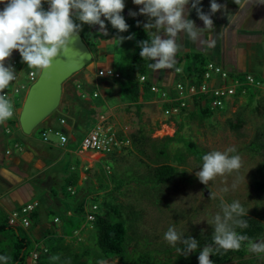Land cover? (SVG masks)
Wrapping results in <instances>:
<instances>
[{
  "label": "rangeland",
  "instance_id": "1",
  "mask_svg": "<svg viewBox=\"0 0 264 264\" xmlns=\"http://www.w3.org/2000/svg\"><path fill=\"white\" fill-rule=\"evenodd\" d=\"M124 1L134 11L139 12V5L134 4L133 0ZM228 1L235 2V0ZM191 2L192 0H189L188 5ZM216 2L218 3L217 0ZM146 17L144 15L142 19H146ZM252 17L248 15L247 18L252 19ZM148 35L151 37L149 33ZM180 44L182 47L178 51V55L201 51L200 48H189L183 41ZM132 45L135 46L134 40ZM177 54L176 65L180 63V57ZM247 55L241 53L239 56L241 65L244 66L243 69L256 72L257 69L251 64L254 61L253 56ZM188 60H191V58ZM120 61L118 66L122 76L112 80V84L122 92L126 88L129 77L131 58L123 56ZM151 62L152 60L148 63ZM29 69L27 63H25L24 70L21 71L22 78L19 79V84H24L25 88L15 96L16 114L4 123L7 130L12 131L14 128L11 121L17 120L18 111H20L28 88L32 84L27 78ZM36 72L38 76L40 69H36ZM263 74L257 75L261 77ZM174 75L175 77L171 81L172 87L179 78L175 72ZM155 82L158 86L162 84L161 79H156ZM147 107L151 108V106L145 105L144 111L138 110L140 116L126 114L128 118H124L126 124L131 122L132 130L134 128L141 130H137L138 136H142L144 139L140 145L141 149L139 145L133 143L131 151H128L123 158H119L114 163L109 161L111 173L107 174L115 178L112 193L103 192L98 196L92 195L96 191H105V183L110 178L106 177L101 168L98 172L92 174L97 182L90 186L92 192L89 195L87 192L82 191V187H78V192L74 195H68L69 192L66 190V184L63 181L59 184L60 186L55 187L58 197L62 200V206L53 205L51 201L44 199V193L40 188L36 190L34 198L40 201V206L37 200H33L38 203L34 210L37 208L40 211L42 220L44 218V220L51 223L54 215L57 216L54 218L55 223L59 222L57 220L60 218L62 224H64L63 234H66L72 240L64 246L60 244L62 249L59 250L61 251L53 256L63 254L72 259L86 251L89 253L85 258H81L88 264H118L117 259L112 256L102 261L99 260L100 252L95 245L96 237L93 229L88 233L85 231L87 236L83 235L84 231L82 234H79L76 230L72 231V228L80 223L85 228L91 226V222L87 220V213L90 211L92 204L96 203L98 204L96 212L101 211L104 213L108 210L113 221L123 220L127 225L128 233L125 247L131 258L143 251L157 252L161 256V248L171 246L164 239V233L170 226L182 233L185 239L189 236L194 238L198 233L214 231V227L208 222L212 221L216 214L223 215L221 196L229 204L238 200L245 211L248 210L246 216L239 218L247 222V227L234 225L235 230L240 231L242 235L247 236L254 242L258 243L260 240H264V195L258 194L252 186L256 168L262 157L261 153L256 151L257 147H253L252 144L255 145L261 142L264 133V93L257 91L254 97L241 93L236 101L228 102L222 109L214 110L211 115L202 119L198 117L199 107L194 108L197 116L193 118H189L186 114L173 115V117L165 115L160 102H157L154 109H150L151 111H148ZM53 112L54 116L58 115V108ZM132 112L134 113V110ZM236 121L242 122L239 129H233L231 126ZM179 124H181L180 130H178ZM43 125L44 122L39 123L30 134L20 133V139L23 142L36 140L38 130ZM176 130H178L177 137L180 139L173 141L165 139L166 136H173ZM137 131L135 130L133 133ZM48 136H51L54 140L58 139L53 132H48ZM184 140L193 141L197 145L201 155L200 159L189 153ZM229 147L236 149V152L232 155L240 156L241 168L230 174L217 176L208 185L201 183L196 176V172L202 166V157L211 151L223 152ZM158 150L165 152V154H159ZM180 158H182L181 161H178ZM161 163L174 165L176 173L169 182L154 185L152 168ZM119 184H122L121 188H119ZM233 185H235L234 188ZM224 187L229 189L227 193L220 191ZM75 203L78 211L74 214V217H69L63 205L72 206ZM82 208L86 210L84 211ZM114 209H116L115 213ZM68 219L71 224H68ZM52 225L54 224L52 223ZM31 227L29 230L37 236L34 228ZM65 228L67 229L66 232ZM6 236L11 239L14 238L10 231L6 233ZM2 240L0 255H3V251H9L6 246V239L2 238ZM61 243L64 244L62 240ZM230 260V264H264V254L258 256L249 252L246 246H242V252L239 255L234 253Z\"/></svg>",
  "mask_w": 264,
  "mask_h": 264
},
{
  "label": "crops",
  "instance_id": "2",
  "mask_svg": "<svg viewBox=\"0 0 264 264\" xmlns=\"http://www.w3.org/2000/svg\"><path fill=\"white\" fill-rule=\"evenodd\" d=\"M45 1L43 0V7H45ZM217 1L222 7L213 14L210 9L211 1L200 0L198 7L204 13L210 15L214 22V30H201V35L195 42L189 39L186 34L181 33L178 43L183 41L189 48H200L201 51L177 54L180 57L179 62L182 64H175L174 68L182 67L187 70L188 66H193L194 55L201 53L206 61L212 60L223 67L226 66L228 68H225L233 74L252 73L256 76H259L257 74H263L264 19L260 20L259 18H264V2H261V0H247L245 6L240 8L233 1ZM5 2L6 0H0V10H3ZM124 3L125 8L122 15L125 18H133L139 21L142 26L149 21L148 16L146 19H142L144 14L134 11L126 4L127 2L124 1ZM204 3L209 4L205 5ZM191 4L186 6L187 18L193 20L198 28H204V22L198 17L196 9L192 8ZM49 7H47V10ZM141 7L142 5H139V9ZM130 11L136 12L137 15H129ZM248 15L253 16L252 19H248ZM256 16L258 17L256 18ZM101 18L104 19V17ZM75 22L82 23L78 20ZM109 24L111 25L110 22ZM111 27L114 30L113 34L108 28H106V32H102L98 24L91 28L94 35L91 39V45L88 47L92 52V61L86 67L74 73L72 78L63 84V96L57 107L59 114L54 116L55 114L52 112L42 121L44 125L38 130L36 140L23 142L20 139V133H25L20 129L18 119L17 124L13 125L12 131L7 130L5 124L0 125V209L7 213V219L12 210L18 209L27 202L37 200L40 206V201L34 198L38 188L43 191L44 199L51 201L56 206H62V200L58 197L55 190V187L60 186L59 184L62 181L65 182L68 192V187L70 186L76 189L73 190V193L69 192L68 195L77 193L78 187H82V191L87 192L89 195L92 192V187L90 186L97 182L92 174L96 171L98 172L100 168L106 177L110 178L105 183V191H96L92 195L98 196L103 192L112 193L115 178L109 175L111 173L109 161L114 163L119 158H123L128 151H131L132 142L129 147L119 153L106 154L82 149L80 147L81 139L88 131L101 123V116H104V121L117 129L123 125L128 126L131 135L139 128L132 130L131 122L126 124V120H124V118H128L126 114H129V116L137 114L138 116L139 111H144L145 105L154 109L155 104L160 101L157 99V95L150 91L140 92L138 100L131 101L127 96H123L119 88L112 84V80H115L114 78H106L97 74L100 69L112 68L119 72L121 77V71L118 66L121 62L120 59L123 56L131 58L135 51V46L132 45L134 38H127L132 36V34L121 32L112 25ZM152 31H155V29H152ZM161 35L162 38H166L163 33ZM120 37L125 39L120 40ZM17 51L14 49L12 55L5 59V65ZM241 53L253 56L254 61L251 64L257 69L256 72L243 69L244 66L241 65L239 60ZM189 58L191 60H188ZM19 59L22 60L21 57ZM147 61L149 62L148 59ZM151 63H155V61L152 60ZM174 68L154 70L149 67L148 63L146 77L152 82H155L156 79H161L163 84L161 86L171 88V81L175 77ZM263 77L264 74L261 78ZM77 84L83 86V95H81V90L77 88ZM93 92H97L98 96L94 97ZM151 108L147 107V110L149 111ZM132 110H134V113ZM61 118H64V124H60ZM48 128L60 130L67 137L66 142L61 144L60 136L57 134H54L57 136V140L52 139L51 136H48V140H43L40 132ZM96 205L98 204L96 203ZM63 206L69 217H74V214L78 211L75 207L76 203L72 205L73 207L71 205ZM82 209L86 210L85 208ZM55 217L57 216L54 215L52 218V223L54 224L52 225L50 221L44 220V218L42 220L40 211L37 208L30 214V225L22 228L27 239L31 241V250L35 247H47V243L51 242L56 250H59L62 249V246L72 241L66 234H63L64 224H62L60 218L57 220L59 222H54ZM68 224H71L69 219ZM30 227L34 228L37 236L33 235L32 231L29 230ZM91 229H93V226L85 228L81 224L80 227H77V225L73 227L72 231L76 230L79 234L84 231L83 235L87 236L85 231L88 233ZM66 230L65 228V232ZM61 240L64 244L61 243ZM41 255H45V253ZM53 255L55 254L50 256L53 257Z\"/></svg>",
  "mask_w": 264,
  "mask_h": 264
},
{
  "label": "clouds",
  "instance_id": "3",
  "mask_svg": "<svg viewBox=\"0 0 264 264\" xmlns=\"http://www.w3.org/2000/svg\"><path fill=\"white\" fill-rule=\"evenodd\" d=\"M47 3L50 7L45 10L43 0H6L3 10H0V125L14 115L12 99L3 94V90L17 78L14 67L4 64L14 49L19 51L22 61L30 69L43 71L51 67L53 59L61 52L67 53L82 23L98 24L102 32H106L105 19L121 32L130 27L122 15L124 0H47ZM133 3L142 5L139 13L149 17L143 27L151 35V40L144 39L138 44L141 48L140 57L155 61L149 64L154 70L174 68L177 63L176 54L182 47L178 43L181 33L195 42L201 30H214L210 15L198 7L200 0H192L191 7L196 9L198 17L204 22V28H198L193 20L187 18L186 6L189 0H133ZM235 3L243 8L247 0H235ZM221 7L216 0H211V13H216ZM129 15L136 16L137 13L130 11ZM77 20L82 23H76ZM161 33L166 38H162ZM127 38L132 39L133 36ZM123 39L120 37V40ZM235 152L234 147H229L223 152L216 150L205 154L202 166L196 172L200 182L208 185L217 176L238 171L242 161L239 155H232ZM220 191L227 193L229 189L224 187ZM221 208L223 215L216 214L208 222L214 227L213 244H206L202 248L198 256L199 264H213L210 255L221 249L240 250L246 246L251 253L258 256L264 254V240L254 242L234 228V225L247 227V222L239 218L246 216L248 210L246 212L238 200L226 203L222 196ZM164 239L173 247L183 245V249L177 247V251L185 256L196 251L199 246L197 239L191 236L185 239L182 233L171 226L164 233ZM9 259L7 255H0V264H8ZM52 259L58 260L59 256H53Z\"/></svg>",
  "mask_w": 264,
  "mask_h": 264
},
{
  "label": "trees",
  "instance_id": "4",
  "mask_svg": "<svg viewBox=\"0 0 264 264\" xmlns=\"http://www.w3.org/2000/svg\"><path fill=\"white\" fill-rule=\"evenodd\" d=\"M125 18V17H124ZM127 24L130 26L126 33L132 34L134 38L135 51L131 56L130 68H129V77L127 79L126 88L123 89V96H127V98L131 101L138 100L139 93L148 92L149 86L152 81L147 80L143 84H140L137 79V74H147L148 69V61L146 58L140 57L141 48L138 44L139 41L148 39L151 40V37L148 35L146 30L141 23L137 24V20L133 18H125ZM106 28L110 29L111 34L114 33L113 28L109 24V21L105 19ZM94 25L82 24L80 34L84 42L90 46L91 39L94 34H92L91 28ZM194 63L193 66H188L187 73L189 75L198 74L200 75L203 71V66L206 62L205 57L201 53H197L194 55ZM120 74V73H119ZM243 75V74H238ZM72 75L66 79L65 82L70 80ZM120 78V77H119ZM264 79V77H263ZM62 84V86H63ZM82 86V85H81ZM168 88V87H166ZM82 89L83 86H82ZM257 91H261L257 88L247 87L243 94H246L249 97H254ZM240 90L233 96V101L237 100L238 95H240ZM63 96V94H62ZM203 99L194 98L193 102L190 104L189 108L183 109L179 115L186 114L189 118H193L196 115L194 112L195 107H199L198 117L202 119L203 117H208L211 115L212 111L203 101ZM228 104V103H227ZM139 106V105H138ZM163 110L167 107V104L162 103ZM139 108V107H138ZM173 117V116H171ZM13 125L17 124V120L11 121ZM242 125V122L236 121L235 124H231L233 129H239ZM181 128V124H179V129ZM178 130H176L173 136H166L165 139L168 141H173L180 139L177 137ZM41 133V132H40ZM132 144L140 145L142 144V140L144 139L142 136H138V132L132 133L130 135ZM185 146L188 149L189 153L192 154L195 158L200 159V151L197 148V145L190 140H184ZM253 147H257L256 151L260 152L262 157L256 168V175L252 180V186L260 195H264V133L262 134V141L258 144H252ZM255 147V148H256ZM142 151V150H141ZM159 154H165V152L158 150ZM182 158L178 159L181 161ZM176 168L174 165L169 163H161L155 165L152 168V179L155 184H165L169 182L175 175ZM122 187V184H119V188ZM116 209H114V213ZM82 223L78 224L77 227H80ZM93 230L95 232L96 237V248L99 250V260L102 261L105 258L112 256L117 259L118 264H199L198 256L202 248L207 244H213L212 236L214 231L210 230L206 233H198L196 234L195 239L199 241V246L196 251L190 253L185 256L180 254L177 251V247H181L183 249V245H177V247L171 246H163L161 248V256L159 253L155 252H147L143 251L136 255L134 258H131L127 252L125 243L127 240L128 227L124 223L123 220L113 221L111 219L110 212L107 210L104 213L101 211L95 213V218L92 221ZM236 228V227H235ZM10 231L12 232L13 239L6 236V233ZM239 234L240 231L236 230ZM242 235V234H241ZM3 239H6L8 252L3 251V255H7L10 259L8 264H27V259L29 252L32 248L31 241H29L24 234V230L22 227L10 225L7 219V213L0 209V245L3 243ZM56 239V238H55ZM55 241V240H54ZM49 242V241H48ZM48 252L45 255H41L35 264H88L84 259L85 256L89 252H82L80 256H75L72 259L64 256L63 254H59L58 260H53L50 256L51 254H58L61 250H56L54 244L47 243ZM175 250V252H174ZM242 252V247L240 250H228L225 251L223 249L216 252L214 255H210V259L213 261V264H230V259L234 253L238 255ZM82 257V258H81Z\"/></svg>",
  "mask_w": 264,
  "mask_h": 264
},
{
  "label": "built area",
  "instance_id": "5",
  "mask_svg": "<svg viewBox=\"0 0 264 264\" xmlns=\"http://www.w3.org/2000/svg\"><path fill=\"white\" fill-rule=\"evenodd\" d=\"M50 5L45 1L44 9ZM20 53L16 52L6 63L5 66L12 65L17 76L16 80L12 81L9 86L3 90V94L10 97L14 103V115L16 114L15 96L20 94L22 89L25 88L24 84H19L21 71L24 70L25 63L19 59ZM175 74L179 76L175 85L171 88L165 86H158L156 83L151 82L149 91L157 95V99L161 103L167 104L163 112L165 115L173 116L179 115L183 109L189 108L194 98L203 99L202 101L211 110H220L228 102L233 101V96L240 90L244 92L247 87L257 88L264 92V79L252 73H244L243 75L233 74L228 69L223 67L212 60L205 62L203 71L200 75H189L182 67H177L174 70ZM97 74L102 77H109L117 79L120 77L119 72L112 68L100 69ZM37 77L36 68L27 71V78L33 82ZM140 84L147 81L144 74H137ZM77 88L82 91L81 84H77ZM93 96H98L97 92H93ZM13 115V116H14ZM101 123L97 124L94 128L87 132L81 139L80 147L82 149L99 151L106 154H116L131 145V137L129 127L123 125L117 129L111 124L104 121V116H101ZM64 118L60 119V124H64ZM48 132H53L60 136L61 144L67 140L65 134H62L58 129H46L41 131V138L48 140ZM69 192L73 193V188L68 187ZM37 201H30L18 209L12 210L8 216V223L14 226L28 227L30 225V214L37 206ZM98 206L92 204L90 211L87 213V220L91 222L95 218V213ZM48 251L47 247H35L29 252L27 264H35L42 253Z\"/></svg>",
  "mask_w": 264,
  "mask_h": 264
},
{
  "label": "water",
  "instance_id": "6",
  "mask_svg": "<svg viewBox=\"0 0 264 264\" xmlns=\"http://www.w3.org/2000/svg\"><path fill=\"white\" fill-rule=\"evenodd\" d=\"M92 61V52L80 33L69 44L67 53L61 52L53 59L51 67L40 70L29 86L18 113V124L25 134L57 109L62 97V84L71 75Z\"/></svg>",
  "mask_w": 264,
  "mask_h": 264
}]
</instances>
